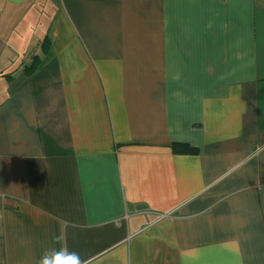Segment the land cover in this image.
Here are the masks:
<instances>
[{"label":"crops","instance_id":"crops-1","mask_svg":"<svg viewBox=\"0 0 264 264\" xmlns=\"http://www.w3.org/2000/svg\"><path fill=\"white\" fill-rule=\"evenodd\" d=\"M53 247L264 264V0H0V264Z\"/></svg>","mask_w":264,"mask_h":264},{"label":"clouds","instance_id":"clouds-1","mask_svg":"<svg viewBox=\"0 0 264 264\" xmlns=\"http://www.w3.org/2000/svg\"><path fill=\"white\" fill-rule=\"evenodd\" d=\"M57 243L63 240V234L57 235L55 238ZM37 264H82L80 256L75 252H69L67 248L53 247L46 249L40 256Z\"/></svg>","mask_w":264,"mask_h":264},{"label":"trees","instance_id":"trees-1","mask_svg":"<svg viewBox=\"0 0 264 264\" xmlns=\"http://www.w3.org/2000/svg\"><path fill=\"white\" fill-rule=\"evenodd\" d=\"M41 48L43 50L44 53H47L50 51L51 49V40L48 37H45L42 39L41 42ZM39 65V62H34L33 64L25 67V70H27L28 73H31L35 67H37ZM172 147L176 150V151H193L195 149V147H192L191 145L185 143V144H180V143H175L172 145Z\"/></svg>","mask_w":264,"mask_h":264},{"label":"rangeland","instance_id":"rangeland-1","mask_svg":"<svg viewBox=\"0 0 264 264\" xmlns=\"http://www.w3.org/2000/svg\"><path fill=\"white\" fill-rule=\"evenodd\" d=\"M41 34H42V27H41V29H40L39 32H38L39 37H42ZM43 37H44V36H43ZM43 37L41 38V41H42ZM35 41H37V40H35ZM39 41H40V40H39ZM35 47H36V46H35Z\"/></svg>","mask_w":264,"mask_h":264}]
</instances>
